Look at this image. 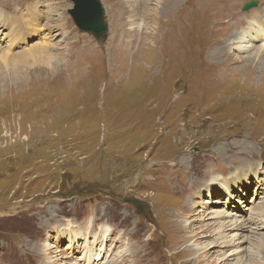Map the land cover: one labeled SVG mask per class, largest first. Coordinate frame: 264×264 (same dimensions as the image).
Masks as SVG:
<instances>
[{
    "label": "rangeland",
    "instance_id": "rangeland-1",
    "mask_svg": "<svg viewBox=\"0 0 264 264\" xmlns=\"http://www.w3.org/2000/svg\"><path fill=\"white\" fill-rule=\"evenodd\" d=\"M99 1L0 0V264H264V0Z\"/></svg>",
    "mask_w": 264,
    "mask_h": 264
},
{
    "label": "water",
    "instance_id": "water-1",
    "mask_svg": "<svg viewBox=\"0 0 264 264\" xmlns=\"http://www.w3.org/2000/svg\"><path fill=\"white\" fill-rule=\"evenodd\" d=\"M73 8L69 14L78 30L91 35L98 41L107 39L108 26L105 23L104 9L99 0H69ZM258 7L255 1L248 2L242 12H248Z\"/></svg>",
    "mask_w": 264,
    "mask_h": 264
},
{
    "label": "bare ground",
    "instance_id": "bare-ground-1",
    "mask_svg": "<svg viewBox=\"0 0 264 264\" xmlns=\"http://www.w3.org/2000/svg\"><path fill=\"white\" fill-rule=\"evenodd\" d=\"M217 1V0H216ZM219 1V0H218ZM217 1V2H218ZM166 3H168V1H166ZM217 4V3H216ZM221 5V4H220ZM200 6V5H199ZM21 13H22V11H21ZM18 18H20V17H18ZM122 28L121 29H123L124 27L123 26H121ZM15 28H17V27H15ZM9 27L8 26H5V27H2V25H0V46L1 47H6V44L5 43H3V40H6L7 39V37L10 35L9 34ZM169 31L171 30V26H169ZM183 33L185 32V30H183V29H181V28H179ZM109 30V29H108ZM5 31H7V32H5ZM126 33H128L129 35H131L132 36V33L131 32H129V31H126ZM169 34H171V33H169ZM144 36V34L142 35V37ZM166 38L167 39H170V41H173V43L175 44V46L176 45H180V39L177 37V35H170V36H168V33L166 34ZM175 39V40H174ZM177 41V42H176ZM167 43H169V41L168 40H166V44ZM245 47H250V45H245ZM14 49H17V48H14V47H12V51L14 50ZM238 49V48H237ZM242 49V48H241ZM12 53H14L15 54V52H9L8 54H12ZM14 54H12V55H14ZM255 215H257L256 217H254V218H249V219H247V221H245V220H242V221H235L236 223H239V222H241V223H243L244 224V226H241L242 227V231H243V233H244V231H247L248 229H247V225H249L250 223H252V226L253 227H255L256 228V230L257 231H261V229H259V227H260V221H262L263 222V220L261 219V218H259L260 217V215L259 214H255ZM263 214L261 213V217H263V219H264V216H262ZM236 216L237 217H240L239 216V214H236ZM231 222H229L228 224H230ZM235 223V224H236ZM235 224H231V225H221V227H224V228H228V230H234V229H237V226H235ZM251 226V227H252ZM225 230V229H224ZM227 230V231H228ZM226 231V230H225ZM204 232V231H203ZM221 233V232H220ZM220 233H219V235H220ZM258 233V232H257ZM238 235H240V234H237V236ZM242 235V234H241ZM243 238H244V236H243ZM202 239V238H201ZM264 240V239H263ZM220 242V241H219ZM218 244V243H217ZM207 245V244H206ZM261 246V245H260ZM203 248V249H202ZM237 249H239V250H241V252H243V249H241L240 248V246L237 248ZM193 250V249H192ZM194 250H195V248H194ZM193 250V251H194ZM201 251L202 250H205V252H207L206 250H207V246H204V247H201V249H200ZM200 251V255H201V252ZM235 252V251H234ZM197 253V252H196ZM204 253V252H203ZM237 254H239V253H237ZM236 254V255H237ZM241 254V253H240ZM197 255V254H196ZM207 257V256H206ZM204 260V259H203ZM227 260V259H226ZM204 262V261H203ZM253 263H254V261H253ZM252 263V264H253Z\"/></svg>",
    "mask_w": 264,
    "mask_h": 264
}]
</instances>
